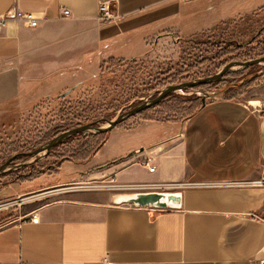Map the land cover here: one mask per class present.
<instances>
[{
	"label": "crops",
	"instance_id": "1",
	"mask_svg": "<svg viewBox=\"0 0 264 264\" xmlns=\"http://www.w3.org/2000/svg\"><path fill=\"white\" fill-rule=\"evenodd\" d=\"M102 1L111 2L116 20H99ZM194 4L0 0V18L40 19L35 28L16 18L0 26V109L74 89L102 60L140 57L250 15L241 11L198 28L197 18L215 7ZM146 158L153 172L140 164ZM68 164L49 174V183L44 176L10 183L18 196L34 195L26 200L30 211L14 212L0 230V264H264V186L257 183L264 179V96L216 97L183 120L142 117L112 129L87 163H73L84 168L86 187L59 182ZM163 186L182 187L179 209L124 202Z\"/></svg>",
	"mask_w": 264,
	"mask_h": 264
},
{
	"label": "rangeland",
	"instance_id": "2",
	"mask_svg": "<svg viewBox=\"0 0 264 264\" xmlns=\"http://www.w3.org/2000/svg\"><path fill=\"white\" fill-rule=\"evenodd\" d=\"M191 2L204 8L212 5L215 7L209 14L197 18L193 25L198 28L205 24L215 25L218 20L237 15V12L244 11L250 15L244 21L237 17L239 19L234 18L208 30L190 33L187 37L174 38L140 57L102 60L80 75V84L74 89L57 92L33 104L18 101L2 107L0 165L19 155L17 158L22 160L14 161L16 164H13L14 162L11 164L12 170L24 164L38 162V167L30 171L32 176L35 177L41 171L45 177L43 180L49 183L52 179L48 177V171L53 173L61 161L73 157L76 153L88 154L97 147L104 135H96V131L81 134L59 144L49 153L34 158L22 157L20 154L32 152L57 135L77 126L98 121L100 123L96 127L107 128L106 121L114 120L116 116L142 101L154 98L169 85L212 76L231 61H251L264 56V9L258 10L264 6V0H191ZM235 71H243L242 76L249 78L264 73V65L235 67L231 72ZM237 79L228 77L225 80V83L233 81L238 83L237 87L240 88L235 89L237 99L264 96V77L255 80L250 86ZM227 83L220 86L219 91L204 86L177 92L158 106L128 119L117 127L119 129L123 126L129 127L145 116L183 119L195 106L198 107L201 101H212L216 97L224 99L223 94L230 90ZM243 85L245 86L241 88ZM97 161H101V158ZM50 166H53L52 169ZM66 166L67 168L60 173L62 179L59 181L68 183L64 188L86 187L88 183L84 180L82 172L84 168L73 163ZM42 168L45 171H42ZM3 174L0 175V230L8 225L7 218L14 215V212L18 216H25L30 211V201L26 200L34 195L29 193L18 196L20 188L7 184L13 176ZM262 182L264 183V179ZM177 187L163 186L156 192H180L177 189L182 187Z\"/></svg>",
	"mask_w": 264,
	"mask_h": 264
},
{
	"label": "water",
	"instance_id": "3",
	"mask_svg": "<svg viewBox=\"0 0 264 264\" xmlns=\"http://www.w3.org/2000/svg\"><path fill=\"white\" fill-rule=\"evenodd\" d=\"M257 65H260V66L264 65V56L259 57L255 60H251V61H231L230 63L225 65L219 72H217L216 74L212 76H207L204 78H199V79L167 86L162 91H160L159 94H157L154 98L150 100L142 101L137 106L116 116L114 120L106 121L108 125L107 128L96 127V125L100 123L98 121L93 122V123H88L85 125H81V126H77L75 128H72L70 130H67L57 135L56 137L48 141L46 144L35 149L34 151L22 153L20 154V156L34 158L36 156H40L41 154L49 153L51 149L55 148L59 144L75 136H78L81 134H87L92 131H96L97 133L111 131L112 129L116 128L118 125L127 121L128 119L138 115L139 113L145 110H148L156 106L169 95H172V94H175L181 91H187L190 89H194L200 85L214 83L220 80L221 78H223V76L226 75L227 73L233 71L235 67L248 68V67L257 66ZM18 156L19 155H15L0 165V175L7 171L12 170L11 163H13L17 159ZM24 165H27V164H24ZM19 167H22V166H19ZM19 167H16V168H19ZM181 199H182L181 192H168V193L141 192V193L135 194L133 197L128 198L124 202L133 204L134 206L140 207V208L152 207L156 209H179L181 205Z\"/></svg>",
	"mask_w": 264,
	"mask_h": 264
},
{
	"label": "trees",
	"instance_id": "4",
	"mask_svg": "<svg viewBox=\"0 0 264 264\" xmlns=\"http://www.w3.org/2000/svg\"><path fill=\"white\" fill-rule=\"evenodd\" d=\"M244 20H246V19H244ZM247 20H249V19H247ZM244 70H246V69H243V71ZM243 71L229 72L226 75H224L223 78H221L220 80H218V81H216L214 83H210V84H206V85H200L197 88L204 87V86H209V87H212L214 89L216 88L218 90L220 86H222L223 84L227 83V82L225 83V80L228 77H232L233 80L236 79V78H238L237 80H239V81L243 80L242 81L243 84H248V86H250V84H252L255 80H259V79L264 77V73H262V74H260L258 76H251L249 78H245V77L242 76V74H243L242 72ZM227 84L230 85L229 86L230 88H228L230 90H227L223 94L224 95V99H227V100L237 99L238 98L237 95H236L237 91H235V89H237V88L239 89L240 88V87H237L238 83L236 81H233V82H229ZM244 86L245 85L241 86V88H243ZM197 88H194V89H197ZM232 89H234V90H232ZM172 95H169L165 99L171 97ZM165 99H163L162 101H164ZM195 101H197V100H195ZM202 103L203 102L201 101V104ZM159 104H157L156 106H158ZM201 104L198 107H196V106H195V108L193 107L194 109L189 114H187V116L184 117L183 119H186V118H189V117L193 116L199 110ZM156 106H154V107H156ZM145 111H143V112H145ZM143 112H141V113H143ZM141 113H139V114H141ZM145 118L151 119V120H154V119L155 120H168V118L163 119V118H158V117H147V116H145ZM109 133H110V131H106V132H103V133H96V135H104L103 138L100 140L99 144L97 145V147L93 148V150L91 152H88V154L85 153V154L76 155L77 154L76 153L71 158H65L63 161H61L60 165L63 164L64 162H71V163H74V164H85V163H87L90 160V158L92 156H94L100 150V148L105 144ZM63 143H65V142H63ZM63 143H61V144H63ZM19 160H22V158H17L15 161L17 162ZM16 162H14L13 164H16ZM60 165L55 167V171H57L59 169ZM37 167H38V162H33L31 164H27V165H24L22 167H19V168L15 169V170H10L8 173L3 174V175H5V176H13L11 178V180L9 182H7V184L16 183V182L32 181V180L40 178L44 174V173H42L40 171V172H38V174L35 177L32 176V173L30 171H34ZM52 167L53 166H50L49 168L52 169ZM42 171H45V169L42 168ZM25 172H29V173L26 175V174H24ZM48 172H49V174H53L54 173V172L51 173L50 171H48Z\"/></svg>",
	"mask_w": 264,
	"mask_h": 264
},
{
	"label": "built area",
	"instance_id": "5",
	"mask_svg": "<svg viewBox=\"0 0 264 264\" xmlns=\"http://www.w3.org/2000/svg\"><path fill=\"white\" fill-rule=\"evenodd\" d=\"M111 6H112L111 2H108V1L100 2V4H99V20L101 22H111V21H114L117 19V15L115 14V12ZM62 15L64 17H68L70 15L69 9H62ZM13 18L23 20L31 28L37 27L39 25V21H40V19L37 17V15L35 13H25L22 15L13 14V15H6L4 17H1L0 18V26L5 25L8 20L13 19ZM150 161L151 160L149 158H146V159H143L140 162V164L147 167L150 172H153L155 170V167L150 165ZM257 183L259 186H264V183L262 181H258ZM38 221H39V219H38L36 214L31 216V222L38 223ZM262 252L264 253V247L262 249Z\"/></svg>",
	"mask_w": 264,
	"mask_h": 264
},
{
	"label": "flooded vegetation",
	"instance_id": "6",
	"mask_svg": "<svg viewBox=\"0 0 264 264\" xmlns=\"http://www.w3.org/2000/svg\"><path fill=\"white\" fill-rule=\"evenodd\" d=\"M235 61H239V60H235ZM259 74H261V73H259ZM12 164V163H11Z\"/></svg>",
	"mask_w": 264,
	"mask_h": 264
},
{
	"label": "bare ground",
	"instance_id": "7",
	"mask_svg": "<svg viewBox=\"0 0 264 264\" xmlns=\"http://www.w3.org/2000/svg\"><path fill=\"white\" fill-rule=\"evenodd\" d=\"M121 198V197H120Z\"/></svg>",
	"mask_w": 264,
	"mask_h": 264
}]
</instances>
